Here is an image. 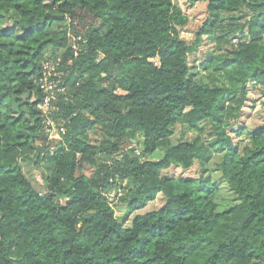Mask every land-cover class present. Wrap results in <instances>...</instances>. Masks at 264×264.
<instances>
[{
	"label": "trees",
	"instance_id": "obj_1",
	"mask_svg": "<svg viewBox=\"0 0 264 264\" xmlns=\"http://www.w3.org/2000/svg\"><path fill=\"white\" fill-rule=\"evenodd\" d=\"M185 2L208 12L190 42L173 0H0V264H264V116L238 124L264 89V0ZM205 44L219 84L189 64ZM48 60L61 140L39 109Z\"/></svg>",
	"mask_w": 264,
	"mask_h": 264
},
{
	"label": "rangeland",
	"instance_id": "obj_2",
	"mask_svg": "<svg viewBox=\"0 0 264 264\" xmlns=\"http://www.w3.org/2000/svg\"><path fill=\"white\" fill-rule=\"evenodd\" d=\"M174 3L180 7L189 17L190 22L186 29H184L181 33V37L186 41H192L194 40L195 33L198 31V29L205 23L208 12L206 9L205 3H199L195 6L188 5L185 0H173ZM212 45H204L195 55L189 57V64L193 68L194 71L198 74V77L203 74V79L208 82L209 84H219L222 80L223 74L215 73L213 71L202 73V64L208 60V52L210 49H212ZM234 71H238L236 69H233ZM198 71V72H197ZM234 71H229V75L232 76L235 74ZM238 73V72H237ZM242 75H245V72H240ZM247 74V73H246ZM245 78V77H244ZM228 81V79H227ZM264 89L261 87H253L250 86V93L248 96L247 104L243 110V114L241 119L239 120L240 125H246L248 127H254L258 126L263 123V116H264V97L262 96V92ZM182 130L179 128L177 130V133L179 134ZM178 134L172 138L173 143H177L178 141ZM186 137L188 139H191L193 137V134H187ZM243 142L241 145V150L249 144V138L248 136H243ZM138 151H141V148L138 147ZM163 156V153L161 151H157L153 156V160L160 159ZM221 160V157H217L213 160L212 166L216 165ZM24 172L26 175L31 179V181L34 183L35 187L39 190L43 188V176L46 174L45 168L41 166L36 165H30L23 163ZM170 175L172 177H197L198 173L194 170H191L187 173H184L181 171V169L178 168H172L170 170ZM217 175H214L216 177ZM217 202L219 204V210H225L232 206L234 201V195L223 186L221 188L218 197ZM162 203L161 200H158L156 203L150 204V206L144 210L149 211L152 209H156L158 206H160ZM143 212V211H142ZM118 216L125 221V226L128 227L131 224L132 219L134 218V215H130L129 213L125 212L124 210H120L118 212Z\"/></svg>",
	"mask_w": 264,
	"mask_h": 264
},
{
	"label": "built area",
	"instance_id": "obj_3",
	"mask_svg": "<svg viewBox=\"0 0 264 264\" xmlns=\"http://www.w3.org/2000/svg\"><path fill=\"white\" fill-rule=\"evenodd\" d=\"M57 65L58 63L52 60L46 61L40 79V86L45 96L39 105V109L42 112L45 133L48 135L49 140H61V133L64 131L62 124L55 122L52 118L53 112L56 110L57 95L63 91L62 88L58 87L61 76L57 70ZM136 152L139 154V151Z\"/></svg>",
	"mask_w": 264,
	"mask_h": 264
}]
</instances>
